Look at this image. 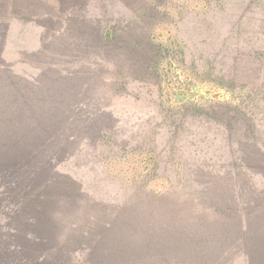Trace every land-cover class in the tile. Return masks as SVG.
Returning <instances> with one entry per match:
<instances>
[{"label":"rangeland","instance_id":"rangeland-1","mask_svg":"<svg viewBox=\"0 0 264 264\" xmlns=\"http://www.w3.org/2000/svg\"><path fill=\"white\" fill-rule=\"evenodd\" d=\"M0 264H264V0H0Z\"/></svg>","mask_w":264,"mask_h":264}]
</instances>
